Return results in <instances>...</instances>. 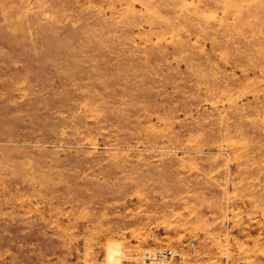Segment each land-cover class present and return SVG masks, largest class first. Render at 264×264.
<instances>
[{
  "label": "rangeland",
  "instance_id": "obj_1",
  "mask_svg": "<svg viewBox=\"0 0 264 264\" xmlns=\"http://www.w3.org/2000/svg\"><path fill=\"white\" fill-rule=\"evenodd\" d=\"M0 264H264V0H0Z\"/></svg>",
  "mask_w": 264,
  "mask_h": 264
},
{
  "label": "built area",
  "instance_id": "obj_2",
  "mask_svg": "<svg viewBox=\"0 0 264 264\" xmlns=\"http://www.w3.org/2000/svg\"><path fill=\"white\" fill-rule=\"evenodd\" d=\"M158 257L159 258H166L167 256L172 254V250L168 249V250H164V251H158Z\"/></svg>",
  "mask_w": 264,
  "mask_h": 264
}]
</instances>
